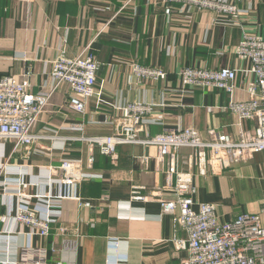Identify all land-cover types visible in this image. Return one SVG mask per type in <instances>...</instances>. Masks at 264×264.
Listing matches in <instances>:
<instances>
[{
	"label": "crops",
	"instance_id": "obj_1",
	"mask_svg": "<svg viewBox=\"0 0 264 264\" xmlns=\"http://www.w3.org/2000/svg\"><path fill=\"white\" fill-rule=\"evenodd\" d=\"M121 1L0 0V77L19 78L29 71L28 91L42 92L51 85V62L60 50L73 56L88 45V52L100 63L96 86L104 101L164 102L155 107L163 122L149 125L150 134L193 126L204 138L208 128H215L236 139L234 115L217 108L228 102L225 91L194 88L180 100L173 90L182 66L248 68L249 63L237 58L234 48L244 32L264 38V0L237 2L240 8L249 7L238 23L214 10L182 9L178 4L166 14L161 0H138L135 13L127 8L113 16ZM131 62L161 67L167 78L138 81L130 72ZM248 78L253 75L238 72L237 98L245 97L242 88ZM69 93L67 86L52 93L32 129L37 138L27 158L21 147L8 161L9 168L21 170L26 194L63 196L50 207L59 215L50 222L46 237L7 217L17 176L2 172L0 180H6V185H0V258L7 253L18 258L21 247L29 242L32 248H45L43 264H181L187 252L176 249L173 239L185 235L169 214L162 213L158 201L160 196L169 199L172 195L168 190L155 192L165 183L167 162L160 166L155 160L156 147L142 143L118 145L114 158L102 154L90 138L111 132L104 118L115 111L91 98L85 112L79 113L69 108ZM74 123H83V130L73 129ZM243 126L251 129L253 122L246 121ZM144 138L141 133L140 139ZM12 146L10 140L0 141V158H6ZM191 152L189 148L179 150V168L193 174L195 206L199 202L215 204L220 221L260 210L264 202V152L228 165L217 174L204 175L184 163ZM142 156H148L145 164ZM63 159L72 161L66 171L45 173ZM81 170L95 175L78 180ZM63 176L72 181L58 182ZM132 185L141 186L147 200H131ZM31 201L37 202L36 197ZM61 226L66 227L63 234ZM6 233L8 242L3 241ZM111 239L119 241L115 249Z\"/></svg>",
	"mask_w": 264,
	"mask_h": 264
},
{
	"label": "built area",
	"instance_id": "obj_2",
	"mask_svg": "<svg viewBox=\"0 0 264 264\" xmlns=\"http://www.w3.org/2000/svg\"><path fill=\"white\" fill-rule=\"evenodd\" d=\"M138 0H122L113 16L127 8L136 12ZM241 0H161L164 12L169 14L173 4L180 8H197L214 10L229 15L230 21L237 22L240 15L248 13V8H240L237 2ZM108 9V7L106 8ZM238 23V22H237ZM106 25L103 26L104 29ZM89 46H84L75 55L68 56L62 48L58 56L51 62V85L42 92L28 91L30 72L26 71L21 77L4 75L0 77V141H12L13 146L6 158H0V175H16L13 183L16 186L11 193V202L7 208L16 223L30 228L31 233L40 237L49 234L50 222L59 211L52 210L53 200L63 196H52L48 192L36 195L26 194L23 188L27 185L19 168H9L11 154L21 147L25 148L27 158L29 148L36 135L32 133L39 115L48 106L52 93L67 86L69 88V108L84 113L89 99L95 98L96 104L107 103L115 111L106 114L104 122L109 123L112 130L109 134L90 138L100 152L114 158L116 147L120 144L142 143L153 145L157 149L156 162L165 166V183L155 192L168 190L172 197L158 199L162 213L169 214L176 222L184 238H174L176 249L185 250L186 257L181 264H264V202L257 212H242L230 221H220L216 215L213 203L194 202L196 187L193 184V174L179 168L182 158L181 148L191 149L187 161L200 175L217 174L228 165L235 162H246L255 153L264 152V38L250 33H243L234 48L235 55L240 60L249 63V67L205 68L182 66L177 72V87L173 90L177 98H183L186 92L194 88L219 89L228 95L225 106L217 108L229 111L234 115L232 126L236 129L237 138L215 128L206 130V138L193 126H176L155 134L149 133V125L161 124L162 115L155 113V107L164 102H148L132 100L112 104L102 99L101 90L96 86V74L100 63L88 52ZM131 74L138 81L158 82L166 80L167 72L158 66L143 65L138 62L129 64ZM241 71L248 78L244 84V98H237L236 78ZM246 121L253 122L251 129L244 128ZM73 129L83 130V123L72 124ZM145 135L140 139V134ZM144 164L148 156H142ZM93 162V157L88 163ZM72 165L71 160L63 159L59 166H51L45 171L49 175L52 169L66 171ZM81 170L78 180L94 176ZM54 181V180H53ZM70 177H61L58 182L70 183ZM6 180H0L5 186ZM48 182H51L48 179ZM142 187L132 185L131 200L145 201L147 196L141 193ZM0 193V197H1ZM34 196L37 202H32ZM32 204V205H31ZM84 206H90L84 202ZM66 227L61 226L59 232L65 233ZM30 234V233H29ZM3 241H9V234H4ZM27 239L30 238L27 236ZM113 248L118 245L117 239L110 240ZM4 254V253H2ZM45 248H32L25 244L20 254L10 257L4 254L2 264H43Z\"/></svg>",
	"mask_w": 264,
	"mask_h": 264
}]
</instances>
